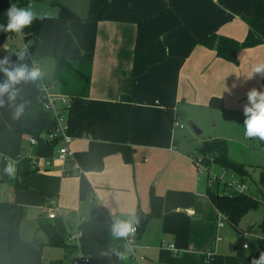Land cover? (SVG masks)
<instances>
[{"label":"crops","instance_id":"obj_1","mask_svg":"<svg viewBox=\"0 0 264 264\" xmlns=\"http://www.w3.org/2000/svg\"><path fill=\"white\" fill-rule=\"evenodd\" d=\"M13 1L20 4L19 7L27 4L44 18L39 23L34 21L29 31L0 32V59L9 56L17 62L15 53L26 50L24 61L19 62L29 66L35 64L43 75L36 82L17 86L21 91L16 103L27 102L19 119L13 118L14 110L7 103L0 107V162L8 157L17 166L23 153L26 154L27 140L34 134L20 129L41 135L33 128L42 102L38 91L40 81H45L52 91L60 93L58 85L48 80L54 79L55 58L46 55L41 62L34 59L32 51L48 48L63 54L92 57L89 98L87 101L79 98L70 100L68 114L82 121L96 122L100 141L110 139L111 127L117 120L107 105L120 100L122 94H131L135 101L129 134V142L135 148L134 161L126 162L120 152H114L105 157L101 169L86 170L84 175L92 191L87 199H82L81 176L73 171L72 164H64L58 158V152L46 156L52 161L51 165L46 164L47 168L53 167L56 158L61 164L58 169L47 173L53 184L48 186L49 190L43 191L46 202L27 236L24 230L28 224V210L24 206L26 217L22 222V236L26 240L35 235L42 238L40 232L43 231L37 230L38 220L42 215L49 218L48 210L51 208L57 209L58 217L64 220L69 234L75 233L83 220H95L98 211L111 215L114 221L128 219L132 215L136 217L138 209L150 211V196L154 189L163 198V213L149 220L141 237L137 234L136 258L116 262L110 254H96V264H251L254 257L246 252L245 245L234 252L222 242L220 230L224 224L220 225L219 221L216 225L215 216L219 209L207 193L208 173L202 175V169L190 155L197 154V148L187 152L180 150L174 125L170 123L166 110L172 109L178 118L183 111L186 116L194 117L193 110L212 106L213 97L223 100L222 109L243 108L246 96L241 92L242 61L245 57L259 55L263 60L261 63L264 62V43L241 48L237 62L219 56L215 48L199 44L189 56H169L134 78L130 77V71L140 21L170 7L181 18L182 24L162 36L167 46L186 31L197 37L217 31L241 41L249 31L243 15L253 13L252 0H109L108 11L103 19L96 21L85 19L90 0ZM11 5L12 0H0V23L6 22V12ZM60 5L83 19L71 20L64 29L59 16ZM47 60L49 65L45 73L43 62ZM4 79L0 73V82ZM263 79L258 75L255 83L259 85ZM90 142L87 136L74 137L71 147L76 153L87 150ZM54 143L57 145L60 141ZM29 154L27 152V159H30ZM37 168L29 163L26 171H36ZM3 175L9 177L2 172ZM89 212L91 217L87 218ZM10 223L11 213L0 212V251H5L7 239L9 245ZM7 250L8 247L5 259ZM80 252L74 253L79 255ZM84 264H94V261L91 259Z\"/></svg>","mask_w":264,"mask_h":264},{"label":"trees","instance_id":"obj_2","mask_svg":"<svg viewBox=\"0 0 264 264\" xmlns=\"http://www.w3.org/2000/svg\"><path fill=\"white\" fill-rule=\"evenodd\" d=\"M252 5L253 13L243 15L249 25V31L245 39L241 41L222 35L217 31L201 37L186 31L167 46L164 44L162 36L182 24L181 18L170 7L140 21L137 25L134 60L130 77L134 78L143 74L150 65L164 62L169 56L187 57L199 44L215 48L219 56L237 62L238 51L241 48L264 43V0H252ZM17 6L19 7L20 4H17ZM109 7V0H90L85 19L90 21L101 20ZM59 16L63 21L64 29L68 27L71 20L83 19L64 5L59 6ZM24 30L29 31L30 27ZM32 55L35 60H40L46 55L53 56L55 58L54 79L60 93L67 95L71 100L76 98L83 101L88 100L92 83V57L63 54L48 48H44L40 52L32 51ZM128 97V100H118L107 105V108L117 117L116 122L111 127L108 141L98 140V125L96 122L82 121L70 116L68 118L70 134L74 137L87 136L91 139L87 150L75 153L83 169L80 172V196L82 199H87L92 191V186L84 175L86 170L101 169L104 166L105 157L114 152H120L126 162L134 161L135 148L129 142V134L131 111L135 101L131 94H128ZM211 105L221 107L223 106V100L213 97ZM65 108L69 109L70 104ZM166 115L173 125V110L167 109ZM20 131L34 134L38 139H42L40 134L32 130L22 128ZM196 148L197 154L190 153V155L193 159L201 155L204 160L208 173V195L216 207L226 213L227 220L237 227L244 213L250 208L257 207L259 201H256L246 192L231 193L226 191V185L220 182L219 175L227 169L242 174L247 172L245 165L229 157V143L224 138L204 139ZM2 162L5 167L7 162L5 158H2ZM214 168L216 169L213 172L214 175H209ZM33 171L35 169H28L26 174L29 175ZM13 182L16 187L22 186L18 179H14ZM261 182L264 183L263 178ZM150 201V211L144 212L138 209L136 212V218L139 221L136 225L138 237L142 236L152 217L161 216L163 213V198L158 196L154 189L151 191ZM0 210L11 213L9 245L5 264H66L63 259L44 261L43 249L45 246L62 247L68 253L80 250L86 255L110 254L116 262L134 260L127 241L113 237L111 228L114 218L104 212L98 211L95 220H83L79 223L78 227L81 229L82 235L80 245H78L76 242L68 241L67 226L61 217L46 218L43 215L40 216L37 230L43 231L46 239L42 240L38 235H35L31 240H26L21 233L22 222L26 217L24 206L16 202L0 200ZM262 225L264 227V222ZM113 249L124 253L127 258L119 260ZM260 252L264 251H258L256 258L259 257Z\"/></svg>","mask_w":264,"mask_h":264},{"label":"rangeland","instance_id":"obj_3","mask_svg":"<svg viewBox=\"0 0 264 264\" xmlns=\"http://www.w3.org/2000/svg\"><path fill=\"white\" fill-rule=\"evenodd\" d=\"M35 1L38 2L42 0ZM23 7L32 8L27 6V4H23ZM36 22L39 23L40 19L35 20V23ZM44 58L45 57H42L40 59L41 62ZM261 60L259 55H254L245 57L242 61L244 76L240 83H243L241 92L245 93L246 99H244L243 102L246 104L248 103L247 93L250 89L256 88L260 91H264L263 81L260 82L259 85L255 83L258 74L249 78L252 66L261 63ZM48 61L49 60L43 62V70L45 73L48 71ZM48 80H50L49 82H51V84L56 85L55 79H52V77ZM57 107L65 115L63 124H66L69 118V109H66L60 102L57 103ZM243 108L226 110L213 106L208 108L197 107L193 110L194 117H188L183 113L185 111L182 113L179 111L180 118L174 116L173 113L174 123L179 120V122L183 123L184 127L180 128L174 126V131L179 142L180 150L184 152L194 151L196 146L204 139L224 138L229 141V157L245 165L247 172L239 174L234 170L227 169L225 173L222 172L219 175V180L221 183H225L226 191H230L231 193H241V191L231 187L229 185L230 180L235 179L244 183L246 187L243 192H246L256 199V201H259V205L248 209L242 216L237 227L229 222V220L223 218L224 225L221 227L220 232L223 235L222 242L226 247L236 252L237 248L243 247L246 244L248 246L246 252L255 258L258 251H264V227L262 225L264 222V183L261 182V179H264V142L245 137L243 129V122L245 120ZM38 110L39 115L33 121V128L41 133L42 139H38L36 143H31L28 139L25 149L26 154L27 152L30 153V159H27L26 154L23 153V157L19 159V165L17 164L16 166L17 170L15 176L5 177L3 175L0 180V200L3 199L16 202L27 207L28 214L26 219L28 220V224L25 226V236H27L30 231V226L32 227V225H35L38 214L42 212L43 204L46 202L43 191L49 190L48 186L53 184L50 182L52 177L47 176V173L58 169L61 164L56 158L53 161V167H46V156L51 154L56 155L59 149L60 143L56 145L48 138L50 132L58 133L56 130L60 124L59 118L54 110L47 109L43 106L42 102H40ZM190 120L201 129V133H198L192 127ZM197 158H202V156L198 155ZM29 163L30 166L38 168L36 171L27 175L26 169ZM202 163L204 164V160ZM214 169H212L209 175H214L213 172L216 171V169ZM3 170L4 165L0 162V172L4 173ZM201 172L202 175H205L207 173L206 168H203ZM18 178L22 184L21 187H16L13 182L14 179ZM0 212L8 214L7 211L0 210ZM90 213L91 212H89V217L87 218L91 217ZM215 217L217 225L220 221V217L218 215ZM32 230L34 232V227ZM40 234L42 238L45 237L43 232H40ZM7 247L8 239L6 241V249ZM6 249L5 251H0V264H4ZM43 250L44 261L46 262L53 259H63L66 264H74V259L78 256L76 253H68L62 247L46 246ZM91 259L94 261V264L97 263L96 254L90 256V260Z\"/></svg>","mask_w":264,"mask_h":264},{"label":"clouds","instance_id":"obj_4","mask_svg":"<svg viewBox=\"0 0 264 264\" xmlns=\"http://www.w3.org/2000/svg\"><path fill=\"white\" fill-rule=\"evenodd\" d=\"M6 22L0 23V32L21 33L25 28L30 27L37 19H43L44 16L36 13L28 7H17L12 4L6 12ZM17 62H13L9 56L0 59V73H3L5 79L0 82V107L7 103L13 111V118L19 119L24 111L27 102L17 104L21 89L17 86L22 83L36 82L43 73L42 70L33 64L29 66L24 61L26 50L15 53ZM264 77V62L252 66L249 78L254 75ZM6 97V100H5ZM22 99V98H21ZM248 103L244 105L243 113L245 120L243 122L244 135L249 139H256L264 142V91L256 88L250 89L247 93ZM7 161L4 167V173L14 177L16 174V162L11 158L5 157ZM139 223L135 215L128 219H116L112 224L111 233L117 239H127L136 231V225ZM127 247V245H125ZM247 249V245L244 246ZM114 254L119 260H125L124 253L113 249ZM251 264H264V252H260L258 258H253Z\"/></svg>","mask_w":264,"mask_h":264},{"label":"built area","instance_id":"obj_5","mask_svg":"<svg viewBox=\"0 0 264 264\" xmlns=\"http://www.w3.org/2000/svg\"><path fill=\"white\" fill-rule=\"evenodd\" d=\"M12 4H16L15 1L12 0ZM17 5V4H16ZM18 7V6H17ZM38 91H39V97L42 100L44 106L47 109H52L55 111L56 115L59 118L60 124L57 127V132H50L48 135V138L53 141L57 142L60 141V147L58 149V158L63 161L64 164H72V169L74 172L80 173L83 169L82 166L80 165L79 161L76 158L75 152L71 147V143L74 139V136L69 133V125L68 122L66 124H63L65 121V115L58 109L57 103L60 102L62 105L67 106L70 104V98L67 95H64L62 93H55L52 91L51 86L46 83L45 81H40L38 84ZM175 127H180L183 128L184 125L179 122L178 120L174 123ZM29 140L31 143H36L38 138L36 136L30 135ZM196 165L200 168H206L205 164H203V158H196L194 159ZM52 161L50 158L46 159V164L51 165ZM67 170V168H66ZM224 173L226 172L225 170L223 171ZM1 173H0V178H1ZM229 185L238 191L243 192L246 185L240 181H237L235 179H232L229 181ZM230 192V191H228ZM218 216L220 217V225H223V218L227 219V215L224 211L219 210ZM48 217L49 218H56L58 217L57 209L56 208H51L48 210ZM136 231L133 235L129 236L126 241L129 250L132 253V258L135 259V254H136V247H137V226ZM82 235L81 229L79 227L77 228L76 232L73 234H69L68 236V241L72 243H78L80 245V237ZM246 245V244H245ZM171 247L173 248L174 245L171 244ZM90 261V255H86L82 252L74 259V264H81V263H88Z\"/></svg>","mask_w":264,"mask_h":264},{"label":"water","instance_id":"obj_6","mask_svg":"<svg viewBox=\"0 0 264 264\" xmlns=\"http://www.w3.org/2000/svg\"><path fill=\"white\" fill-rule=\"evenodd\" d=\"M128 95L127 94H122L120 96V100H128ZM190 123L192 125V127L198 132V133H201V129L198 128V126L192 121L190 120Z\"/></svg>","mask_w":264,"mask_h":264}]
</instances>
